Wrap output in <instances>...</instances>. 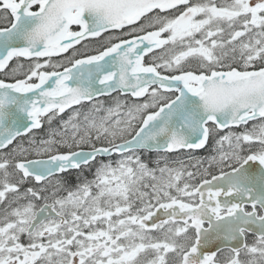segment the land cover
<instances>
[{"label":"snow or ice","instance_id":"6c2138e0","mask_svg":"<svg viewBox=\"0 0 264 264\" xmlns=\"http://www.w3.org/2000/svg\"><path fill=\"white\" fill-rule=\"evenodd\" d=\"M0 264H264V0H0Z\"/></svg>","mask_w":264,"mask_h":264},{"label":"flooded vegetation","instance_id":"af4514ba","mask_svg":"<svg viewBox=\"0 0 264 264\" xmlns=\"http://www.w3.org/2000/svg\"><path fill=\"white\" fill-rule=\"evenodd\" d=\"M198 155H206V153L204 151H200L199 153H197Z\"/></svg>","mask_w":264,"mask_h":264}]
</instances>
